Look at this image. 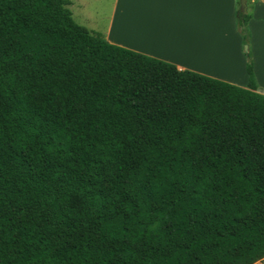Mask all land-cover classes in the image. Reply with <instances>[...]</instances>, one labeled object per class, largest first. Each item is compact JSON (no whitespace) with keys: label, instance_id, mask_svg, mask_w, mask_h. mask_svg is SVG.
I'll return each mask as SVG.
<instances>
[{"label":"trees","instance_id":"1","mask_svg":"<svg viewBox=\"0 0 264 264\" xmlns=\"http://www.w3.org/2000/svg\"><path fill=\"white\" fill-rule=\"evenodd\" d=\"M70 3L0 0V264L264 257L251 52L241 87L110 43Z\"/></svg>","mask_w":264,"mask_h":264},{"label":"crops","instance_id":"2","mask_svg":"<svg viewBox=\"0 0 264 264\" xmlns=\"http://www.w3.org/2000/svg\"><path fill=\"white\" fill-rule=\"evenodd\" d=\"M106 3L105 22H95L89 30L101 33L108 42L241 87L248 86L251 52L255 91L264 94V0H246L249 51L238 25L241 0Z\"/></svg>","mask_w":264,"mask_h":264},{"label":"rangeland","instance_id":"3","mask_svg":"<svg viewBox=\"0 0 264 264\" xmlns=\"http://www.w3.org/2000/svg\"><path fill=\"white\" fill-rule=\"evenodd\" d=\"M69 8L71 9L75 20L86 28H90L95 22L103 24L105 22V16L108 12L107 1L108 0H70ZM247 45V44H245ZM246 50V49H245ZM77 108L75 104L72 109L67 113L64 110H59L58 115L64 118L68 117L72 119L74 111ZM253 264H264V257L257 260Z\"/></svg>","mask_w":264,"mask_h":264},{"label":"water","instance_id":"4","mask_svg":"<svg viewBox=\"0 0 264 264\" xmlns=\"http://www.w3.org/2000/svg\"><path fill=\"white\" fill-rule=\"evenodd\" d=\"M241 5H242V11L245 14L247 12V3H246V0H241ZM245 49H246V51H249L248 44L245 45Z\"/></svg>","mask_w":264,"mask_h":264}]
</instances>
